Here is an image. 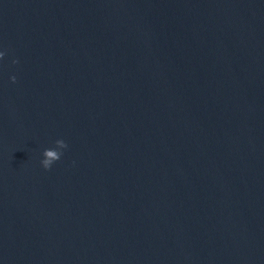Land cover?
Masks as SVG:
<instances>
[{
  "label": "water",
  "instance_id": "1",
  "mask_svg": "<svg viewBox=\"0 0 264 264\" xmlns=\"http://www.w3.org/2000/svg\"><path fill=\"white\" fill-rule=\"evenodd\" d=\"M0 46V264H264V0H0Z\"/></svg>",
  "mask_w": 264,
  "mask_h": 264
},
{
  "label": "clouds",
  "instance_id": "2",
  "mask_svg": "<svg viewBox=\"0 0 264 264\" xmlns=\"http://www.w3.org/2000/svg\"><path fill=\"white\" fill-rule=\"evenodd\" d=\"M6 55V49H4L2 46H0V61L4 59ZM15 59L12 61V63H17ZM11 79L13 81L16 80V76H11ZM57 147L55 148H45L42 152V159L40 161L41 165L45 169H49L52 167V165L60 160L61 156L63 155V150L68 147L66 141L64 139H57L56 140Z\"/></svg>",
  "mask_w": 264,
  "mask_h": 264
}]
</instances>
